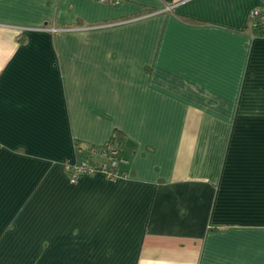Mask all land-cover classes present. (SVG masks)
Returning a JSON list of instances; mask_svg holds the SVG:
<instances>
[{
    "label": "crops",
    "instance_id": "crops-1",
    "mask_svg": "<svg viewBox=\"0 0 264 264\" xmlns=\"http://www.w3.org/2000/svg\"><path fill=\"white\" fill-rule=\"evenodd\" d=\"M111 1L0 0V264H264V0Z\"/></svg>",
    "mask_w": 264,
    "mask_h": 264
},
{
    "label": "built area",
    "instance_id": "built-area-1",
    "mask_svg": "<svg viewBox=\"0 0 264 264\" xmlns=\"http://www.w3.org/2000/svg\"><path fill=\"white\" fill-rule=\"evenodd\" d=\"M106 3L115 1L98 0ZM250 20L258 21L261 27L262 36H264V11L254 10L250 13ZM85 152L81 146H77V157L73 161L63 163L64 171L71 184H77L82 178L101 174L110 181H118L125 178V173L120 170L121 147L113 142H108L103 146H89Z\"/></svg>",
    "mask_w": 264,
    "mask_h": 264
},
{
    "label": "trees",
    "instance_id": "trees-1",
    "mask_svg": "<svg viewBox=\"0 0 264 264\" xmlns=\"http://www.w3.org/2000/svg\"><path fill=\"white\" fill-rule=\"evenodd\" d=\"M252 28L257 36H262L261 27L258 21L253 22ZM110 141L113 142L114 144L119 145L122 148L126 142V137L122 133L116 132L114 138Z\"/></svg>",
    "mask_w": 264,
    "mask_h": 264
}]
</instances>
